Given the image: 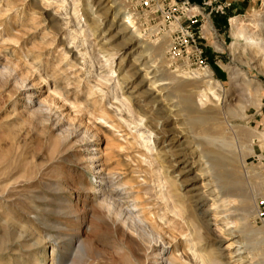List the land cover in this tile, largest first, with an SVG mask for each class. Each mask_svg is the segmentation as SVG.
<instances>
[{"label": "rangeland", "instance_id": "rangeland-1", "mask_svg": "<svg viewBox=\"0 0 264 264\" xmlns=\"http://www.w3.org/2000/svg\"><path fill=\"white\" fill-rule=\"evenodd\" d=\"M263 51L264 0H0V264H264Z\"/></svg>", "mask_w": 264, "mask_h": 264}, {"label": "built area", "instance_id": "built-area-1", "mask_svg": "<svg viewBox=\"0 0 264 264\" xmlns=\"http://www.w3.org/2000/svg\"><path fill=\"white\" fill-rule=\"evenodd\" d=\"M132 8H139L145 17L155 18L163 14L164 8L169 6L171 0H126ZM258 215L264 219V203L259 202Z\"/></svg>", "mask_w": 264, "mask_h": 264}, {"label": "bare ground", "instance_id": "bare-ground-1", "mask_svg": "<svg viewBox=\"0 0 264 264\" xmlns=\"http://www.w3.org/2000/svg\"><path fill=\"white\" fill-rule=\"evenodd\" d=\"M264 52V51H263ZM258 72L260 73V74H264V54H263V59H262V66L258 69ZM146 74V73H145ZM154 79L152 78V76H149V75H145V78H144V82H149L147 85H151V92H153V93H155V95L157 96L158 95V93L160 92V90L159 89H157V90H154V85H153V83H154ZM159 82V81H158ZM149 88V87H148ZM149 88V89H150ZM160 95V94H159ZM182 141V140H181ZM184 141V140H183ZM186 141H187V139H186ZM185 141V142H186ZM184 143V142H183ZM188 143V142H187ZM172 146V145H171ZM187 147V146H186ZM173 148V147H172ZM183 148H184V146H183ZM179 149H181L180 147H179ZM171 152V151H170ZM180 152V151H179ZM175 154V153H174ZM176 155V154H175ZM180 155V154H179ZM183 155V154H182ZM185 158V157H184ZM179 160V159H178ZM178 162V161H177ZM179 162L180 163H183V160H179ZM184 164H185V162H184ZM185 166V165H184ZM183 166V167H184ZM182 167V166H181ZM189 167V166H188ZM187 167V168H188ZM186 168V167H185ZM183 169V168H182ZM187 170V169H186ZM196 186V185H195ZM191 187V186H190ZM200 187H198V189H199ZM191 191V196H196L198 193H199V191H196L197 190V188L196 187H193V188H189ZM200 195V194H199ZM190 200V199H189ZM112 209H114V208H112ZM117 209V208H116ZM121 209V208H120ZM115 211V210H114ZM117 213H115V214H117L118 216H120L122 219H123V221L124 222H126L127 223V221L129 220V222H130V224H133V226H136V227H138V228H140V226L141 225H139L138 223V221L136 220V219H134L132 216L130 217L129 215H131V214H128V212H124V211H119V209L116 211ZM116 215V216H117ZM146 231V230H145ZM148 233V232H147ZM152 233V232H151ZM167 264H172L169 260L167 261Z\"/></svg>", "mask_w": 264, "mask_h": 264}, {"label": "crops", "instance_id": "crops-1", "mask_svg": "<svg viewBox=\"0 0 264 264\" xmlns=\"http://www.w3.org/2000/svg\"><path fill=\"white\" fill-rule=\"evenodd\" d=\"M240 1V0H239Z\"/></svg>", "mask_w": 264, "mask_h": 264}]
</instances>
